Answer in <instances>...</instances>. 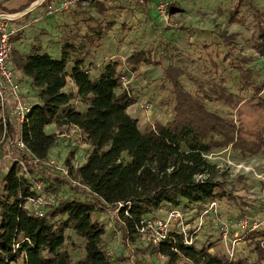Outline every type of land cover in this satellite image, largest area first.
<instances>
[{
	"label": "trees",
	"instance_id": "1",
	"mask_svg": "<svg viewBox=\"0 0 264 264\" xmlns=\"http://www.w3.org/2000/svg\"><path fill=\"white\" fill-rule=\"evenodd\" d=\"M243 1L231 9L229 22L242 17ZM93 3L102 18L90 15L66 27L58 40V57L40 45L20 52L13 45L17 34L12 38L13 67L29 78L38 98L23 130L30 153L19 150L17 157L25 161L32 177L43 181L45 190L58 194L67 186L75 195L62 194L41 216L32 213L25 204L35 194L33 183L12 161L0 182V264H118L122 258H113L105 247V225L92 219L95 212L117 209L120 233L131 241L141 234L137 230L141 221L163 206L193 205L202 211L210 202L225 199L237 205L239 218L252 216L254 203L236 195L216 160L206 157L228 147L242 156L264 153V80L257 81L252 57L239 51L234 35L220 34L225 49L208 54L198 68L202 77L190 76L191 87L181 78L184 69L168 62L162 67L160 85L168 94L164 103L173 116L140 128L127 111L137 98L122 90L121 60L109 59L96 74L86 65L116 22L108 15L112 6L99 0ZM50 4V0L42 3ZM175 9L170 3L169 10ZM252 19L256 25L252 46L264 56V14L253 9ZM163 56L157 47L136 48L125 58V72H137L142 65L159 66ZM68 79L76 92L64 90ZM213 103L231 112L220 113ZM233 110L239 124L231 116ZM50 124L60 131L78 126L90 147L79 166L73 164L74 152H67L68 176L47 164L59 141L57 132L45 131ZM33 158L38 159L36 165ZM198 174L206 177L196 180ZM67 230L84 239V256L75 262L66 246ZM168 235L158 251L171 262L186 258L195 264H248L246 258L230 259L223 251L211 253V245H186L175 231ZM243 238L256 262H264V229L246 231Z\"/></svg>",
	"mask_w": 264,
	"mask_h": 264
},
{
	"label": "rangeland",
	"instance_id": "2",
	"mask_svg": "<svg viewBox=\"0 0 264 264\" xmlns=\"http://www.w3.org/2000/svg\"><path fill=\"white\" fill-rule=\"evenodd\" d=\"M31 0H0V6L8 12L20 10L30 4ZM36 1V0H34ZM45 1V0H44ZM43 1V2H44ZM49 6H54L59 0H50ZM95 0H74L73 5L65 10L54 12L52 15L46 14V8L38 6L33 15H38L39 20L28 27L21 29L17 33L13 45L20 52H28L32 46L40 45L44 50L50 52L53 57H58V40L64 29L80 18H87L90 15L94 18H102L96 10ZM106 6H112L109 16L115 19L111 30L103 38L101 47L87 59L86 65L89 70L96 74L98 69L109 59L121 60L122 72L126 77V86L131 95L137 101L128 108L129 114L138 119V126L144 128L152 123L167 122L173 116L171 108L164 103L167 92L161 88L162 67L168 62L180 65L184 69L182 80L187 87L192 86L190 79L202 77L199 67L203 60L213 49L224 50L225 47L220 39V34H231L235 36L237 48L246 55L251 56L250 66L254 68L255 77L264 80V56L255 53L252 46L251 37L256 30V25L252 19L253 9L264 14V0H244L242 17L239 21H228L229 12L238 0H160L166 4L164 15L156 10L159 0H99ZM6 3L7 9L4 5ZM173 4L175 10H169V5ZM110 4V5H109ZM12 10V11H11ZM25 18V17H24ZM19 20V19H18ZM23 20V19H22ZM67 27V28H66ZM204 44H208L207 47ZM157 47V51H162L164 55L159 66L142 65L137 72H125V58L136 48ZM168 56V59L165 58ZM170 60V61H169ZM9 66L14 69L19 80L20 87L29 102H37V90L34 89L28 77L21 71L16 70L9 56ZM72 63H68L66 69L70 70ZM93 74H91L93 76ZM191 76V78H190ZM190 78V79H189ZM72 85L68 82L66 91L71 90ZM264 91V88H263ZM149 105L145 107V105ZM212 105V104H211ZM213 108L220 113L227 114L231 109L222 104L213 103ZM81 108L79 103H76ZM244 109V108H243ZM247 112H250L248 109ZM229 115V114H227ZM231 116L237 124L236 110ZM240 119L247 123L240 114ZM251 122H253L251 120ZM253 128H256L254 123ZM60 128L55 124L45 127L47 133L59 132ZM73 151V164L79 166L84 163L89 145L85 142L81 145L73 146L70 139L59 137L54 160L64 161L67 152ZM19 150L12 146L7 148L6 140H1L0 136V182L11 165L13 157H17ZM216 163L220 166L221 172L229 188L235 194L254 203L251 210L252 215L261 217L264 215V153L256 155L242 156L232 147H228L216 153ZM52 157V158H53ZM63 192L54 194L56 198L65 195H75V192L64 187ZM78 196H82L77 194ZM171 206L152 212L148 217L157 218L166 214V210ZM178 208L182 212V220L174 224V228H186V225L193 226L201 220V212L193 205L181 204ZM92 219H96L105 225L103 243L113 258H122L118 264H189L188 260L178 258L171 262L170 259L162 255L158 249L151 245L148 235L140 234L134 241L124 239L119 230L117 211L92 213ZM239 219L237 205L229 200L218 202V206L208 214L203 215V222L200 229L194 233V245L200 248L203 245H211V253H222L219 229L221 223L230 226V236L241 239L235 244L238 258H246L248 264H264L256 262V255L243 238L244 232L235 228ZM67 248L75 262L84 256V239L76 235L72 230H67Z\"/></svg>",
	"mask_w": 264,
	"mask_h": 264
},
{
	"label": "built area",
	"instance_id": "3",
	"mask_svg": "<svg viewBox=\"0 0 264 264\" xmlns=\"http://www.w3.org/2000/svg\"><path fill=\"white\" fill-rule=\"evenodd\" d=\"M44 0H36L28 4L25 8L14 12H8L6 10H0V120L2 124L1 140H6L7 148L12 146L21 150L25 154H29L30 151L23 140V130L25 126L29 124V114L31 113L33 103L29 102L25 97L19 80L14 72V69L9 66V54L12 48V38L18 33L19 30L34 24L39 20V16L33 15V12L41 5ZM74 3V0H59L54 6H48L46 8V14L52 15L56 11L65 10L70 8ZM166 4L158 1L156 4V10L164 15ZM25 17V18H24ZM19 19V20H18ZM23 19V20H22ZM125 75V74H124ZM122 75V90L131 95L125 82L126 77ZM149 105H145L148 107ZM58 137H66L70 139L73 146L81 145L85 143V135L76 125H68L62 131L57 132ZM56 147L52 148V154L47 161V164L55 166L62 174L68 176V170L64 166V161L54 160L53 155H56ZM53 157V158H52ZM208 159H216V153L206 154ZM13 161L17 162L20 170L28 176L33 183V189L35 194L29 197L26 201L25 207L32 213L41 216L46 208L53 206L57 202L55 195L44 189V183L42 180L35 179L28 172L25 161L19 157H13ZM37 158L32 159V163L36 165ZM217 167L220 166L217 164ZM206 177L204 174L196 175V180ZM119 204L118 206H120ZM218 206L217 201H212L205 206L201 212V220L198 224L189 226L186 228H174V224L182 220V212L176 206L168 210L164 217H146L141 221V225L138 227V231L143 235H148L151 239V245L153 248L158 249L160 243L169 238V232L175 231L182 234L183 243L186 245L194 244V233H196L203 222V215L208 214L212 209L214 210ZM117 211V209H116ZM235 228L242 232L253 231L257 229H264V215L258 217L256 215L245 216L239 218L236 221ZM244 235V234H243ZM220 245L223 253L230 259L237 258L236 242L241 239L240 236L231 238L230 226L225 222L220 224L219 229ZM177 250L176 247L172 248ZM186 259V258H185ZM188 260L189 264H195L191 260Z\"/></svg>",
	"mask_w": 264,
	"mask_h": 264
},
{
	"label": "crops",
	"instance_id": "4",
	"mask_svg": "<svg viewBox=\"0 0 264 264\" xmlns=\"http://www.w3.org/2000/svg\"><path fill=\"white\" fill-rule=\"evenodd\" d=\"M4 5L7 7V5H6V3L4 2ZM7 9H11V7H7ZM68 82H70L71 83V85H72V88H71V90H69V91H73V92H76V87L74 86V84H73V82L70 80V79H68ZM67 87V86H66ZM66 87L64 88V90H66ZM129 108V107H128ZM127 111H128V109H127ZM128 113H129V111H128ZM138 120V119H137ZM167 207H169V206H163L162 208H160V209H158V210H156V211H161V210H163V209H165V208H167ZM172 207H170L169 209H167L166 210V214H167V212H168V210H170ZM156 211H153V212H156ZM165 214V215H166ZM164 215V216H165ZM164 216H162V217H164ZM220 242V241H219ZM237 244L238 245H240V243L239 242H237ZM262 263H264V262H262Z\"/></svg>",
	"mask_w": 264,
	"mask_h": 264
}]
</instances>
